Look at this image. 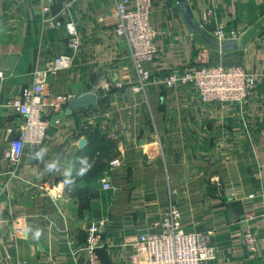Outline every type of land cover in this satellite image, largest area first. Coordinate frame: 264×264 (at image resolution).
<instances>
[{
    "label": "crops",
    "instance_id": "crops-1",
    "mask_svg": "<svg viewBox=\"0 0 264 264\" xmlns=\"http://www.w3.org/2000/svg\"><path fill=\"white\" fill-rule=\"evenodd\" d=\"M114 2L51 0L49 16L76 26L80 45L72 53L66 29L42 22L38 0H0V264H81L90 256L88 228L101 222L98 264H129V240L158 231L152 224L170 208L180 213L185 231L211 233L214 264H264V0H188L205 35L214 39L215 25L223 23L225 41L235 46L210 47L209 64L238 66L257 77L252 95L237 105L203 104L191 87L160 83L166 72L194 66L203 44L175 0H153L158 51L144 65L153 78L136 92L128 47L98 20ZM207 9L210 23L201 19ZM59 55L71 56V65L46 73V92L66 102L58 113H46L42 144L24 146L12 165L4 153L23 120L13 105L33 85L34 72L47 70ZM86 93L96 96V106L71 110L70 102ZM41 148H47L45 161L60 159L61 170L90 155L104 166L94 183L87 174L69 189L62 175L45 173L32 158ZM104 180L112 189H103ZM246 209L257 216L249 226ZM28 228L40 229V239ZM247 228L259 240L254 259L241 240Z\"/></svg>",
    "mask_w": 264,
    "mask_h": 264
},
{
    "label": "built area",
    "instance_id": "built-area-1",
    "mask_svg": "<svg viewBox=\"0 0 264 264\" xmlns=\"http://www.w3.org/2000/svg\"><path fill=\"white\" fill-rule=\"evenodd\" d=\"M42 20L52 28L64 27L68 34V48L72 53L79 49V37L72 21L62 25L60 21L49 16L51 0H38ZM153 0H115L112 9L99 17V22L111 27L113 35L124 43L130 52L135 72L136 92L144 91L147 83L153 78V72L144 68L152 63L157 54L156 33L151 24ZM201 19L210 23L212 11L201 12ZM214 39L225 41V25L218 23L213 30ZM210 47L201 45L197 52L194 66L187 69H174L162 75L160 83L167 89L191 87L203 104L237 105L245 103L255 89L257 77L241 67L212 65L208 62ZM72 57L59 55L52 59L45 71L34 72V82L25 91L23 100L13 107L23 117L18 126L17 135L10 140L4 158L12 165L20 162L24 146L38 147L45 139L49 122L46 113H58L66 102L65 96H49L46 92V73L68 68ZM4 74L0 71V89L4 82ZM116 87L121 86L115 83ZM110 165L116 167L119 160L114 159ZM104 190L112 189L110 181L102 182ZM248 198H252L251 196ZM257 218L252 209H246L243 222L250 225ZM264 234V214L262 215ZM102 222L91 223L88 228L85 249L90 253L87 261L81 264H98L95 250L101 242ZM159 227L156 232L141 233L129 240V264H214L217 257L216 248L212 245L211 233L208 231H185L182 228L181 215L175 208L167 210L161 221L154 222ZM264 239V238H263ZM243 246L250 259L258 253L259 240L250 228L241 235Z\"/></svg>",
    "mask_w": 264,
    "mask_h": 264
},
{
    "label": "clouds",
    "instance_id": "clouds-1",
    "mask_svg": "<svg viewBox=\"0 0 264 264\" xmlns=\"http://www.w3.org/2000/svg\"><path fill=\"white\" fill-rule=\"evenodd\" d=\"M47 153V148H41L39 151L30 153L32 158L40 161L44 165L45 173L56 172L62 175L63 179L60 181L63 187L73 188L77 184V180L86 176L94 167L95 161L89 162L88 156L75 157L66 167L61 170L60 159H54L52 161H45L44 156ZM26 231L31 232L33 239L39 240L42 231L40 229L28 228Z\"/></svg>",
    "mask_w": 264,
    "mask_h": 264
},
{
    "label": "water",
    "instance_id": "water-1",
    "mask_svg": "<svg viewBox=\"0 0 264 264\" xmlns=\"http://www.w3.org/2000/svg\"><path fill=\"white\" fill-rule=\"evenodd\" d=\"M175 1L179 8L181 16L184 20L185 25L192 34L197 35L199 37V39L203 44L220 51H229L235 49L233 42L230 41L219 42L215 39L209 38L207 35L203 33L200 24L198 23V21L196 20V18L194 17L191 11L188 0H175ZM96 100L97 98L95 95H93L92 93H86L72 100L70 102V109L77 110V109H87L89 107H95ZM84 145H85V139H81L79 146L83 147Z\"/></svg>",
    "mask_w": 264,
    "mask_h": 264
},
{
    "label": "trees",
    "instance_id": "trees-1",
    "mask_svg": "<svg viewBox=\"0 0 264 264\" xmlns=\"http://www.w3.org/2000/svg\"><path fill=\"white\" fill-rule=\"evenodd\" d=\"M94 158H95L94 155L89 156V162L95 161L93 169L88 173V174H90V180L92 183L95 182V178L101 173V168H103V166H104V162L102 163V160H100L101 157L97 156L96 159H94ZM88 187L90 189L92 188L91 185H88Z\"/></svg>",
    "mask_w": 264,
    "mask_h": 264
}]
</instances>
